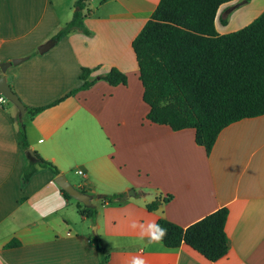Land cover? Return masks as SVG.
I'll return each mask as SVG.
<instances>
[{"label": "crops", "instance_id": "obj_1", "mask_svg": "<svg viewBox=\"0 0 264 264\" xmlns=\"http://www.w3.org/2000/svg\"><path fill=\"white\" fill-rule=\"evenodd\" d=\"M75 1L0 0V62L25 57L3 73L25 107L62 98L25 123L29 148L91 194L97 215L94 222L81 215L48 168L21 187L27 159L15 136L18 110L0 103V264H99L94 234L107 264H130L134 256L146 264H264V114L224 127L208 154L193 128L174 131L148 121L131 41L159 0H87L84 24L92 34L71 32L39 53L71 19ZM263 10L264 0L223 3L215 29L234 31ZM81 67L93 68L90 77L116 67L127 82L97 79L64 97L81 84ZM122 192L112 201L101 197ZM155 199L158 206L149 210ZM222 206L227 251L215 261L184 243L172 248L142 238L158 218L186 227ZM13 239L19 245L6 246Z\"/></svg>", "mask_w": 264, "mask_h": 264}, {"label": "trees", "instance_id": "obj_2", "mask_svg": "<svg viewBox=\"0 0 264 264\" xmlns=\"http://www.w3.org/2000/svg\"><path fill=\"white\" fill-rule=\"evenodd\" d=\"M231 0H159L149 18L131 41L143 86L142 99L149 109L145 118L172 130L194 129V141L208 154L219 132L232 122L264 114V10L243 27L219 34L214 25L218 7ZM248 0H242L245 2ZM72 17L51 39L56 43L63 36L80 31L91 32L84 24L88 15L87 0H76ZM223 23L226 22L222 18ZM93 68L81 67V84L64 97L91 87L97 79L111 85L126 84L127 77L116 67L102 75L90 77ZM29 107V118L49 105ZM16 140L25 152L29 148L25 123L18 119ZM34 160L26 155L21 172V187L38 168H48L55 176L61 174L50 161L32 150ZM85 191L84 188L79 187ZM65 198H71L60 189ZM125 193L103 194L105 201L122 198ZM170 196L162 200L168 201ZM159 200L147 204L155 209ZM77 211L94 222L96 207L76 201ZM228 209L222 206L186 227L165 218L156 224L167 229L162 243L178 247L182 243L215 261L225 255L227 240L225 222ZM92 241L100 253V263L107 264L108 255L94 234ZM19 245L16 239L6 246Z\"/></svg>", "mask_w": 264, "mask_h": 264}, {"label": "water", "instance_id": "obj_3", "mask_svg": "<svg viewBox=\"0 0 264 264\" xmlns=\"http://www.w3.org/2000/svg\"><path fill=\"white\" fill-rule=\"evenodd\" d=\"M55 42L52 39L47 40L45 43L37 47L39 53H43L48 50ZM25 57L13 58L11 60L0 62V94L4 96L9 102H11L18 110V119L22 121V118L26 112V107L20 100L18 95L12 90L11 86L7 82L6 76L3 73L6 72L7 68L11 65H16ZM25 154L32 160H34V154L31 148L26 149ZM55 182L63 189L71 198L79 201L84 206H90L92 204V195L88 194L79 188L75 187L65 176V174H59L55 177ZM128 195H134L133 189H129ZM97 197H100L99 194ZM95 231V226H93Z\"/></svg>", "mask_w": 264, "mask_h": 264}, {"label": "clouds", "instance_id": "obj_4", "mask_svg": "<svg viewBox=\"0 0 264 264\" xmlns=\"http://www.w3.org/2000/svg\"><path fill=\"white\" fill-rule=\"evenodd\" d=\"M135 227V225H133ZM146 235L149 243H159L162 242L164 237L167 235V229L161 227L160 225L152 222L148 225L147 230L142 234ZM130 264H146L144 257L142 256H134L131 259Z\"/></svg>", "mask_w": 264, "mask_h": 264}, {"label": "rangeland", "instance_id": "obj_5", "mask_svg": "<svg viewBox=\"0 0 264 264\" xmlns=\"http://www.w3.org/2000/svg\"><path fill=\"white\" fill-rule=\"evenodd\" d=\"M103 1H104V0H99L100 3L103 2ZM95 2H96V0H95V1L92 0V4H94ZM96 5H97V4H96ZM76 9H77V8L74 7L73 11L76 10ZM255 11H256V10H255ZM255 11H251V12H249V14L247 15V18H246V19L250 18V17L255 13ZM228 13H229V10L225 9V10L222 11L221 15H222V16H223V15L227 16ZM66 22H67V21H66ZM66 22H65V23H66ZM65 23H64V24H65ZM64 24H63V25H64ZM63 25H61L60 27H62ZM85 26H86V25H85ZM60 27H59V28H60ZM59 28H58V29H59ZM86 28H87V26H86ZM58 29H57V30H58ZM87 29H88V30L91 32V34H92V31H91L89 28H87ZM91 34H90V35H91ZM90 35H89V36H90ZM5 103L11 104V102H9L8 100H6ZM17 116H18V115H17ZM28 119H29V115H28V114H25V117H24V123H26V122L28 121ZM70 175H71V172L68 171V172H67V176H70ZM127 192H128V191H127ZM93 226H95V225H92V226H91V230L94 232V230H93Z\"/></svg>", "mask_w": 264, "mask_h": 264}, {"label": "built area", "instance_id": "obj_6", "mask_svg": "<svg viewBox=\"0 0 264 264\" xmlns=\"http://www.w3.org/2000/svg\"><path fill=\"white\" fill-rule=\"evenodd\" d=\"M0 46H1V41H0ZM6 100H7V99H6L4 96H2V95L0 94V103H5ZM77 173L81 174L82 171H81V170H77Z\"/></svg>", "mask_w": 264, "mask_h": 264}]
</instances>
